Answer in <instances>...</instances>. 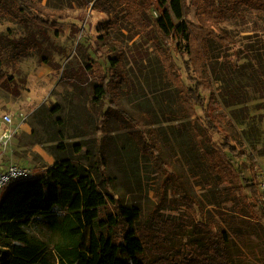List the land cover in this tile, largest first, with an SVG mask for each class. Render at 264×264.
Instances as JSON below:
<instances>
[{
    "label": "rangeland",
    "instance_id": "obj_1",
    "mask_svg": "<svg viewBox=\"0 0 264 264\" xmlns=\"http://www.w3.org/2000/svg\"><path fill=\"white\" fill-rule=\"evenodd\" d=\"M25 1L48 23L12 19L2 5L13 3L0 0L1 69L13 80L0 84V124L11 115L13 127L20 128L0 147L2 164L27 166L37 176L58 160L68 159L95 175L94 160L104 155L110 184L101 189L119 205L140 209L141 223L150 234L162 232L156 225L159 220L170 221L180 231L168 230L162 234L164 241L192 255L201 238H206L204 226L212 225L228 234L235 264H264V219L254 222L247 208L243 217L238 215L224 185L209 171L198 143L199 125L206 129L210 105L222 130L210 134L213 144L221 147L225 134L233 139V150L226 151L228 159L252 184L255 193L247 191V196L262 201L264 11L255 5L227 10L219 28L232 43L207 42L201 78L187 71V52L163 43L154 31L153 0H139L147 8L146 34L127 16L122 1L130 0ZM184 2L191 8L187 22L198 25L205 20L192 0ZM28 43L37 44L38 50L26 51L17 59L19 45ZM167 51L178 70L165 62L162 53ZM116 59L125 80L113 102L108 85ZM198 83L207 86L200 92L205 106L197 107L195 116H185L179 87ZM100 86L104 96L97 92ZM121 112L138 123L123 122ZM146 144L154 156L161 155L162 169L145 151ZM185 197L194 209L180 206ZM27 231L47 245V264H58L54 250L58 235L42 222ZM4 252L0 247V264ZM143 258L149 264H162L149 253Z\"/></svg>",
    "mask_w": 264,
    "mask_h": 264
},
{
    "label": "trees",
    "instance_id": "obj_2",
    "mask_svg": "<svg viewBox=\"0 0 264 264\" xmlns=\"http://www.w3.org/2000/svg\"><path fill=\"white\" fill-rule=\"evenodd\" d=\"M153 1V9L157 13L153 20L154 31L163 43L175 44L176 49L186 51L190 56L186 64L187 71H195L201 78L200 63L207 57V42L215 39L226 46L232 43V39L219 28L226 18L227 10L255 5L264 11V0H192V4L197 7V14L205 17V20L195 25L185 20L191 14V8L184 0ZM11 2L13 6L3 4L2 10L12 19L23 21L29 18L37 24L48 23L33 11L27 1ZM122 4L126 5L129 20L146 34V6L139 0L122 1ZM113 27L110 25V28ZM19 47L20 51L15 54L17 59L26 51L38 50V45L34 43ZM162 55L172 69L178 70L169 51ZM112 65L108 89L110 86L112 101L116 102L114 95H117L125 80V71L120 68L119 59L113 60ZM9 81L13 80L4 74L0 60V84L6 85ZM204 87L207 86L202 83L194 87L184 84L179 87L181 112L185 116L189 114L193 117L197 107L205 106L200 93ZM97 92L105 95L102 86ZM120 114L119 119L123 122L138 123L128 114ZM205 123V130L199 125L201 131L198 133V143L209 171L224 185L225 195L236 206L238 215L243 217L244 208H247L250 218L260 223L264 219V203L257 199L254 203V196H247V191L255 193L252 184L243 178L228 159L226 151L233 150V139L225 134L221 147L213 144L210 134H218L222 130L210 105ZM144 147L146 152L154 156L149 144ZM153 159L162 169L165 163L161 155L157 154ZM94 164L95 175L85 166L71 160H58L43 174L18 181L6 190L0 201V247L6 256L2 264H47V245L32 238L27 231L35 222L44 223L52 233L58 235L59 240L54 246L58 264H149L143 258L146 253L156 257V261L162 264H235L234 257L230 255L228 234L221 228L204 226L206 238H201L199 247L193 249L192 255L164 241L166 238L162 234L168 230L176 234L180 231L176 224L159 220L156 225L162 232L150 234L141 223L140 209L119 205L113 195L101 189V186L107 188L110 184L104 155L94 160ZM182 200L180 206L194 209L186 197ZM57 209L62 213L59 214Z\"/></svg>",
    "mask_w": 264,
    "mask_h": 264
},
{
    "label": "built area",
    "instance_id": "obj_3",
    "mask_svg": "<svg viewBox=\"0 0 264 264\" xmlns=\"http://www.w3.org/2000/svg\"><path fill=\"white\" fill-rule=\"evenodd\" d=\"M13 118L11 115H6L0 124V147H5L11 139L20 133V128L13 127ZM21 126L20 124H17ZM33 176V171L31 168L22 165L12 164L5 166L0 161V200L6 188L18 181H22ZM260 195L261 200L264 203V177L260 181ZM5 191V192H4Z\"/></svg>",
    "mask_w": 264,
    "mask_h": 264
}]
</instances>
